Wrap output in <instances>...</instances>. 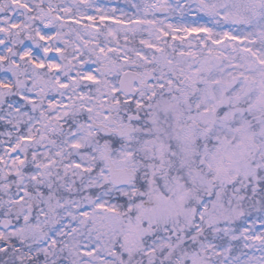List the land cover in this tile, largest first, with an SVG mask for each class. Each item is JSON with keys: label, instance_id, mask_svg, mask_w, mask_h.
<instances>
[{"label": "snow or ice", "instance_id": "obj_1", "mask_svg": "<svg viewBox=\"0 0 264 264\" xmlns=\"http://www.w3.org/2000/svg\"><path fill=\"white\" fill-rule=\"evenodd\" d=\"M0 264H264V0H0Z\"/></svg>", "mask_w": 264, "mask_h": 264}]
</instances>
